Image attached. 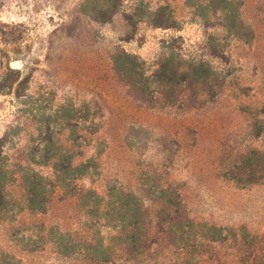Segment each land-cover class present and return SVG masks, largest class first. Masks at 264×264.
Masks as SVG:
<instances>
[{
	"label": "rangeland",
	"instance_id": "374dc122",
	"mask_svg": "<svg viewBox=\"0 0 264 264\" xmlns=\"http://www.w3.org/2000/svg\"><path fill=\"white\" fill-rule=\"evenodd\" d=\"M0 139L48 184L98 155L46 213L8 185L0 264H264V0H0Z\"/></svg>",
	"mask_w": 264,
	"mask_h": 264
},
{
	"label": "trees",
	"instance_id": "16d2710c",
	"mask_svg": "<svg viewBox=\"0 0 264 264\" xmlns=\"http://www.w3.org/2000/svg\"><path fill=\"white\" fill-rule=\"evenodd\" d=\"M173 59H166L162 62L159 68L154 72V77L160 81L166 83H174L178 81V78L183 77L185 81L193 79H202L203 75L206 73V66L203 63L195 64L191 63L189 66H172ZM116 63V69L118 66V71L122 73L129 74L132 70V73L136 74L135 76L138 79V85H143L142 82V68L137 62L135 56H130L123 52V55H118L114 57ZM122 61L129 64L132 63V66H126L121 64ZM120 65V68H119ZM4 142L0 139V208H2L6 203V188L9 184L16 181V177L20 176V180L24 186V194L22 195V202L27 205V207L35 212L46 213L49 208V200L46 190L48 186L52 189H62L66 191L72 180L81 179L90 175H95L97 172V160L98 155H93L90 158H85L84 154H80L77 157L81 159L79 163H75V160L70 157H63L62 159H57L56 166L53 168L54 176L56 181L47 183V179L44 178L39 172H35L30 168H23L21 164H18L16 167L20 169L14 173H11L10 169L6 168L4 160ZM59 163V164H57ZM38 165H42L41 163ZM99 195L94 190L84 191L83 188H78V194L76 198L78 202H90L91 199H95ZM18 264V263H15Z\"/></svg>",
	"mask_w": 264,
	"mask_h": 264
}]
</instances>
